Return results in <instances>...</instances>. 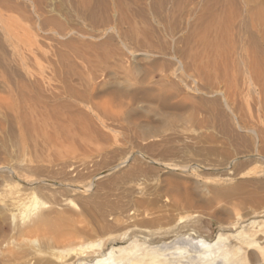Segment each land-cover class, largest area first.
<instances>
[{"label":"rangeland","instance_id":"rangeland-1","mask_svg":"<svg viewBox=\"0 0 264 264\" xmlns=\"http://www.w3.org/2000/svg\"><path fill=\"white\" fill-rule=\"evenodd\" d=\"M217 241L264 264V0H0V264Z\"/></svg>","mask_w":264,"mask_h":264},{"label":"bare ground","instance_id":"bare-ground-1","mask_svg":"<svg viewBox=\"0 0 264 264\" xmlns=\"http://www.w3.org/2000/svg\"><path fill=\"white\" fill-rule=\"evenodd\" d=\"M137 26V25H136ZM138 27V26H137ZM136 27V28H137ZM130 28H131V26H130ZM138 29V28H137ZM136 31V30H135ZM137 32V31H136ZM66 90V89H65ZM63 91V90H62ZM59 93H61V92H59ZM62 94V96H64V97H67V96H69V100H71L72 99V95H73V93H72V91L71 90H66V91H64L63 93H61ZM60 94V95H61ZM52 95V94H51ZM54 98H57V97H54ZM59 99V98H58ZM61 99V98H60ZM56 101H57V99L55 100V103H56ZM61 102H64V100L62 101V100H60ZM72 104V103H71ZM75 104V103H74ZM54 106V105H53ZM77 106V105H76ZM76 106L75 105H69V104H67V103H61V104H56L54 107H49V108H51L49 111H51L52 112V110H53V112L54 111H57V112H55V114H53V113H49L50 115L51 114H53L54 116L55 115H57L58 114V112L59 111H61V110H68L69 112L71 111L70 110V108H72V109H76ZM53 108V109H52ZM61 109V110H60ZM65 111V112H66ZM57 113V114H56ZM60 113V112H59ZM68 113V112H67ZM71 113V112H70ZM49 115V116H50ZM60 115H62V113L60 114ZM71 114H69V116H70ZM64 116V115H63ZM73 115H71V117H72ZM57 118L56 119H59L58 117L59 116H56ZM62 117V116H61ZM65 117V116H64ZM47 118V117H46ZM73 118V117H72ZM48 119V118H47ZM47 119H44V120H47ZM49 119H51V116L49 117ZM54 119V118H53ZM53 119H51L52 121H54ZM65 119H66V117H65ZM74 119V118H73ZM61 120H63V119H61ZM60 120V121H61ZM49 121V120H48ZM67 121L69 122V120L67 119ZM43 122H45V121H43ZM56 122H58V121H56ZM62 122H64V121H62ZM65 122H66V120H65ZM67 122V123H68ZM46 123H48L47 121H46ZM59 123V122H58ZM71 123V122H70ZM69 123V124H70ZM45 124V123H44ZM50 124V123H49ZM54 124H56V123H54ZM60 124V123H59ZM57 125V124H56ZM62 125H65L64 123L62 124ZM61 125V126H62ZM71 125V124H70ZM76 125V124H75ZM74 125V126H75ZM47 126H50V125H47ZM56 127V126H55ZM60 127V126H59ZM67 128V127H66ZM50 129H53V128H50ZM56 129V128H55ZM58 129V128H57ZM62 129V128H61ZM43 130V129H42ZM26 131V130H25ZM29 131V130H28ZM55 131V130H54ZM41 132V131H40ZM42 133V132H41ZM26 134H27V132H26ZM36 135H37V133H35ZM44 134V133H43ZM45 135V134H44ZM27 137H28V135H27ZM38 137H40V136H38ZM48 226V223H47V225H46V227ZM54 226V225H53ZM55 227V226H54ZM53 227V228H54ZM58 228H59V226H58ZM54 229H57V228H54ZM245 245H247V246H249V249H250V247H253V246H257V243L255 242V241H252V240H245L244 242H243ZM217 246H219L218 248H221V246H220V241H217V242H215V243H211V244H205V245H203V246H200L199 244H196V246H195V248H197L198 250H199V252L201 253V255H200V259H201V262H205V263H211V264H228V263H230L231 261H233L234 259H233V257L234 256H236V254H238V252L237 253H235L234 255H229L228 253H227V251H223V253H221L220 255H218V253L217 252H215V247H217ZM259 249H261V248H259ZM252 250V249H251ZM255 250V249H254ZM121 252H123V253H121L117 258H115V257H113L112 256V254L114 253V250H111V251H109L108 253H106V254H103L101 257H99L98 259H96L92 264H118V263H121V262H123V261H126L127 260V263L128 264H169L168 262H164V261H162V260H160L159 259V257H157V256H152V255H146V256H143V257H138V256H136L135 254L137 253L135 250H133V247L132 246H130L129 248H128V251H127V253H126V251L125 250H122ZM253 256V255H252ZM223 257V258H222ZM219 259L222 261V262H219ZM118 260V261H117ZM115 261H117V263H114Z\"/></svg>","mask_w":264,"mask_h":264}]
</instances>
